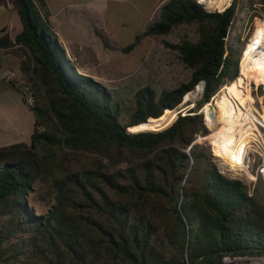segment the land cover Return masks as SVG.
I'll list each match as a JSON object with an SVG mask.
<instances>
[{"label":"trees","instance_id":"1","mask_svg":"<svg viewBox=\"0 0 264 264\" xmlns=\"http://www.w3.org/2000/svg\"><path fill=\"white\" fill-rule=\"evenodd\" d=\"M0 4L11 5L22 26L13 38L2 30L0 47L16 50L35 93L30 140L0 146V264H220L227 253L264 256V177L251 188L226 175L211 145L198 140L211 133L203 107L241 75L245 42L227 41L239 0L224 10L168 0L159 19L123 47L99 34L106 47L130 53L144 37L197 26L195 38L163 40L189 79L160 91L142 85L130 97L78 70L46 0ZM202 82L201 98L183 112L185 95ZM39 187L53 200L46 212L30 199Z\"/></svg>","mask_w":264,"mask_h":264},{"label":"rangeland","instance_id":"2","mask_svg":"<svg viewBox=\"0 0 264 264\" xmlns=\"http://www.w3.org/2000/svg\"><path fill=\"white\" fill-rule=\"evenodd\" d=\"M70 1L75 5H79L69 11V22L75 33L74 40L83 52L78 67H82L81 69L85 71V74L91 75L109 87L115 96L130 97L139 86L146 84L160 91L165 88L176 87L189 79L190 70L184 66L175 52L164 45L163 40L176 41L185 34L195 38L197 36V26L195 24L182 25L170 35L144 37L130 53H123L106 47L99 35H103L105 41L110 45L119 47L128 45L135 40L138 33L159 19L160 8L168 0ZM201 1L208 8L218 10H223L232 2V0H218L217 5L214 6L211 4V0ZM251 1L239 0L237 16L227 37L228 43L235 42L238 36H240L241 41L246 43L248 40L249 43L260 22H264L263 1L254 0L253 5H251ZM254 13L257 15L253 17ZM58 20V26L60 27L63 25L60 15ZM254 80L253 78L252 82ZM238 81H243L242 74ZM249 83L250 79L247 81L248 85ZM200 86L201 90L197 86L195 90L185 95L183 102L180 104L183 112L195 106L196 101L201 98L203 82ZM222 89L216 94L214 101L217 100ZM189 101L192 103L187 104ZM212 102L207 103L203 108H207V105H209V109H214L215 105ZM243 122V128H245L241 129L240 132L242 138L244 137L247 142L246 146L250 145L251 147L249 149L251 154L249 165L241 166L233 163L230 156L222 150L219 144L220 138L208 121L207 124L211 133L208 136L199 137L198 140L206 141L211 145L216 162L222 172L228 176L242 179L253 188L259 174L264 177V141L261 139V144L258 140L255 142L251 139L250 134L253 133L252 127L254 126L251 118L249 120L245 119ZM220 125L222 124L219 123L218 126ZM250 125L253 126L248 129ZM252 142L254 143L252 144ZM246 149L248 150V147ZM44 195L40 187L30 193L31 202L39 212H46L53 201L51 196L44 198L42 197Z\"/></svg>","mask_w":264,"mask_h":264},{"label":"crops","instance_id":"3","mask_svg":"<svg viewBox=\"0 0 264 264\" xmlns=\"http://www.w3.org/2000/svg\"><path fill=\"white\" fill-rule=\"evenodd\" d=\"M51 12L52 29L58 34L68 57L78 64L83 52L74 40V29L70 24L69 11L79 5L70 0H46ZM81 6V5H80ZM63 25L58 26V16ZM22 29L18 15L11 5L0 4V35L2 30L13 38ZM70 50V51H69ZM21 57L16 50L0 47V146L11 143L29 141L35 122L34 113L24 102L22 93L11 80L2 78L3 71H20ZM78 67L80 72L85 71Z\"/></svg>","mask_w":264,"mask_h":264},{"label":"bare ground","instance_id":"4","mask_svg":"<svg viewBox=\"0 0 264 264\" xmlns=\"http://www.w3.org/2000/svg\"><path fill=\"white\" fill-rule=\"evenodd\" d=\"M217 2L218 0H211L214 6ZM240 66L243 81L225 85L217 100L212 102L215 105L214 109H209V105L204 109L206 120L220 138L219 144L222 150L230 156L233 163L244 166L247 165L246 147L248 146L240 131L245 128H243V120L252 119L253 115L254 97L247 81L254 78L258 83L264 82V22H260L252 39L245 47ZM198 89L201 90V86ZM210 110L214 111V118L210 117ZM176 114L177 112L174 113L171 121L175 119ZM219 123L222 125L218 126ZM252 126H248V129Z\"/></svg>","mask_w":264,"mask_h":264},{"label":"built area","instance_id":"5","mask_svg":"<svg viewBox=\"0 0 264 264\" xmlns=\"http://www.w3.org/2000/svg\"><path fill=\"white\" fill-rule=\"evenodd\" d=\"M247 41L245 43V47L247 46L248 43ZM1 76L6 80H11L13 82H16L17 85H22L24 88V92H22V97L24 102L30 108L35 105L34 90L31 84L26 81L25 76L21 71L18 72L15 70H7V71H3ZM249 86L251 89V93L254 97V101L252 102L253 104L252 122L254 126L252 127L253 133L250 135L253 141L256 142L258 140L262 144L260 140L262 139L264 141V82L258 83L255 80L253 82L252 80H250ZM253 143L254 142H252V144ZM250 148L251 147L249 145L248 153H247L248 159L246 162L247 165H249L251 162V154L249 152ZM220 264H264V256L227 253L223 255Z\"/></svg>","mask_w":264,"mask_h":264},{"label":"water","instance_id":"6","mask_svg":"<svg viewBox=\"0 0 264 264\" xmlns=\"http://www.w3.org/2000/svg\"><path fill=\"white\" fill-rule=\"evenodd\" d=\"M229 5H230V4H229ZM226 7H227V6H226ZM226 7H225V8H226ZM225 8H224V9H225ZM224 9H223V10H224ZM197 86H200V84L197 85ZM203 87H204V82H203ZM211 102H212V101H211ZM211 102H210V103H211ZM202 110L205 112L204 108H203ZM202 110H201V111H202ZM177 116H178V113H177ZM214 116H215L214 111H213V110H210V117H211V118H214ZM176 118H177V117H176ZM205 118H206V116H205ZM165 128H166V127H165ZM163 129H164V128H163ZM153 130H154V129H153ZM159 130H161V129H159ZM137 131H139V130H137ZM187 263H188V261L185 259V260H183V261H181V262H179V263H177V264H187Z\"/></svg>","mask_w":264,"mask_h":264}]
</instances>
